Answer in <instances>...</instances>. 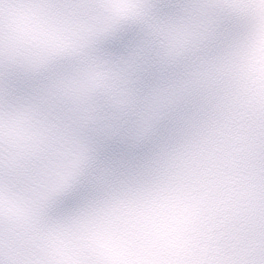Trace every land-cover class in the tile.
Masks as SVG:
<instances>
[{
    "label": "snow or ice",
    "instance_id": "1",
    "mask_svg": "<svg viewBox=\"0 0 264 264\" xmlns=\"http://www.w3.org/2000/svg\"><path fill=\"white\" fill-rule=\"evenodd\" d=\"M0 264H264V0H0Z\"/></svg>",
    "mask_w": 264,
    "mask_h": 264
}]
</instances>
